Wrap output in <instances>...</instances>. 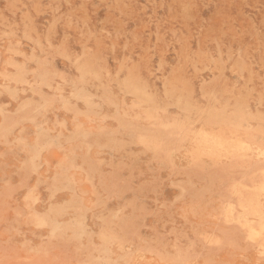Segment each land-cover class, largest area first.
I'll use <instances>...</instances> for the list:
<instances>
[{"label":"clouds","instance_id":"9594fccd","mask_svg":"<svg viewBox=\"0 0 264 264\" xmlns=\"http://www.w3.org/2000/svg\"><path fill=\"white\" fill-rule=\"evenodd\" d=\"M0 264H264V0H0Z\"/></svg>","mask_w":264,"mask_h":264}]
</instances>
